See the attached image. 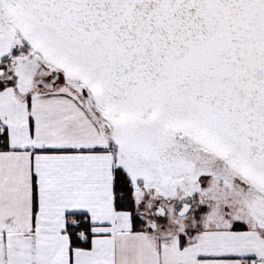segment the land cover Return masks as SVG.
I'll return each instance as SVG.
<instances>
[{
	"label": "snow or ice",
	"instance_id": "6c2138e0",
	"mask_svg": "<svg viewBox=\"0 0 264 264\" xmlns=\"http://www.w3.org/2000/svg\"><path fill=\"white\" fill-rule=\"evenodd\" d=\"M0 264H264V0H0Z\"/></svg>",
	"mask_w": 264,
	"mask_h": 264
}]
</instances>
